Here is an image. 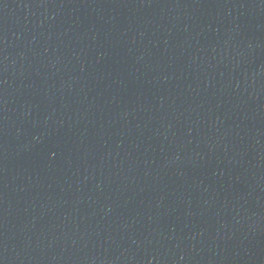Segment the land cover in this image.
Masks as SVG:
<instances>
[{
	"label": "water",
	"instance_id": "95a60500",
	"mask_svg": "<svg viewBox=\"0 0 264 264\" xmlns=\"http://www.w3.org/2000/svg\"><path fill=\"white\" fill-rule=\"evenodd\" d=\"M0 264H264V0H0Z\"/></svg>",
	"mask_w": 264,
	"mask_h": 264
}]
</instances>
